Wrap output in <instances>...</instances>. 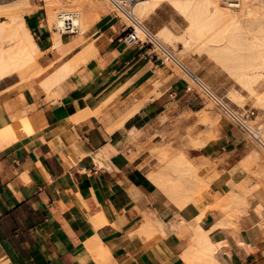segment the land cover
Returning a JSON list of instances; mask_svg holds the SVG:
<instances>
[{
  "label": "crops",
  "instance_id": "1",
  "mask_svg": "<svg viewBox=\"0 0 264 264\" xmlns=\"http://www.w3.org/2000/svg\"><path fill=\"white\" fill-rule=\"evenodd\" d=\"M41 1L26 17L43 71L29 80L15 73L0 81V264H203L192 231L168 225L160 235L153 226L156 237L148 240L142 229L148 215L169 223L177 214L191 220L204 208L200 224L218 245L219 262L264 264V223L253 213L264 200V174L241 167L255 148L245 132L221 116L201 146L178 140L173 118L204 109L187 80L149 47L122 41L128 22L100 5L92 7L86 29L61 34L56 44ZM71 59L80 61L48 87V77ZM82 100L97 112L81 114ZM33 111L41 112L38 128L3 131ZM184 121L178 127L184 125L185 134L194 125L199 134L210 131L196 115ZM150 137L153 147L168 146L169 156L182 150L195 162L209 183L200 199L178 208L143 161L130 159L135 142ZM239 180L260 188L242 227L221 224Z\"/></svg>",
  "mask_w": 264,
  "mask_h": 264
},
{
  "label": "bare ground",
  "instance_id": "2",
  "mask_svg": "<svg viewBox=\"0 0 264 264\" xmlns=\"http://www.w3.org/2000/svg\"><path fill=\"white\" fill-rule=\"evenodd\" d=\"M44 1L45 5L48 7L49 23H56L53 25L55 28L54 38L56 44H60L62 41L61 31L58 29L56 30V27H58L60 23L61 13L75 12L77 15H74L72 19L75 23L81 24L83 30L88 27L93 17V6H91L89 0ZM161 1L163 0H134V13L137 18L142 21L155 12ZM170 1L177 10L190 19L188 30L186 34L177 35L169 27L163 26L158 31V36L165 42L174 44L180 42L183 45V48L179 50L180 52H187L193 48H205L210 51L213 56L217 57L218 60L256 96V104L260 107H264V91L259 90L255 86V83L260 81L264 83V0H239L238 3H230L229 0ZM71 5L77 6V8H75V10L66 9V7ZM32 7L31 0L0 1V17H6L7 15V18H0V81L15 73L19 76L20 81H24L29 77L31 78L35 73L39 74L44 69L38 61L40 46L27 23L26 15L32 12ZM79 61L80 60L71 59L64 63L55 73L48 77L46 82L47 86L52 87V85L63 80L78 65ZM157 79L155 80L157 81ZM229 94L234 100L236 99L239 101L240 95L235 91L232 90ZM81 103V114L83 111L87 114L88 107L86 103L84 100H82ZM110 103L112 102L110 101ZM95 110L91 109L88 113L92 112L93 114ZM96 112L97 110L95 113ZM40 114V111H33L24 117L20 116L17 118V116V119L15 118V123L9 125V127L3 129V131L17 132L21 129L31 128V126L32 128L34 127V129L35 127L38 128L37 125L39 124ZM201 118L210 131L201 132V134H197L198 137L196 136V138L192 137V140L198 141L199 144L208 141L210 138L209 134L212 133V127L217 120L216 115L210 110H205ZM103 119L105 121V118ZM247 123L253 131H257V127L255 126L257 124L256 118L249 119ZM205 130L206 128L203 131ZM262 131V133L256 134L261 136L264 142V130ZM257 145L258 146L251 150L248 156L244 159L242 158L241 167L243 165L245 169H251V167L253 168V166H256L252 172L257 173V175H262V173L264 174V148L261 146L262 150L259 147L260 145ZM161 151L162 155H160L161 157L157 160L156 167H154L148 175L164 193L163 197H171L178 208H182L200 199V195L204 192V188H206L209 183L207 182L208 180L200 175L198 166L195 165V162L182 150L173 156H169L170 150L168 147H163ZM252 172L250 175H252ZM214 173L211 178H215L216 175L214 176ZM262 176L264 177V175ZM249 177L250 176H248V179L250 180ZM263 177H261L262 180ZM244 181L238 182V188L235 186L236 190H231L230 195L227 197V203L224 208L226 217L220 221L221 224L239 227L245 220L244 215L250 210L251 201L255 199V191L260 187L249 186L248 180L246 185H242L245 184L241 183ZM249 184H251V182H249ZM137 192L139 191L137 190ZM217 197L218 196H216V198ZM225 198H223V200ZM224 202L226 201L224 200ZM213 203H216V201ZM213 205L215 206V204L211 205L212 208L214 207ZM218 205L220 206V204ZM218 205L216 204V206ZM207 211L208 209H202V211L191 220L182 218L183 216L180 217V215L177 214L175 218H171L169 223H165L163 220L158 219L154 221L152 217L148 215L142 233L148 237V240H152L156 237V233H153V226H155V228L159 227L160 235L165 232V228L168 225L180 230L187 229L192 231L194 240L193 245L199 246L198 249L194 251L198 254L199 261L203 264H222L214 256V252L218 245L211 242L207 235L208 230L206 229L207 231H205L200 224V221L206 215ZM253 213L258 216V219L261 221L260 223H264V200L255 207ZM209 228L211 229V227Z\"/></svg>",
  "mask_w": 264,
  "mask_h": 264
},
{
  "label": "rangeland",
  "instance_id": "3",
  "mask_svg": "<svg viewBox=\"0 0 264 264\" xmlns=\"http://www.w3.org/2000/svg\"><path fill=\"white\" fill-rule=\"evenodd\" d=\"M0 1H5V0H0ZM31 1H32L33 6H34V2L36 0H31ZM37 1H39V0H37ZM41 2L43 4H45L44 0H42ZM89 3L91 4V6L100 5V7L104 8V9H110L112 11H115L124 20L129 22L127 17L123 13H121L115 7V5H113L111 3V1H109V0H89ZM45 7L48 10L47 5H45ZM75 8H77V6L71 5V6L66 7V9H68V10H75ZM31 9H33V7ZM0 18H2V19L7 18V15H6V17L2 16ZM142 22H144L146 25H148L156 33H158L160 28H162L163 26H167L175 34L183 35V34H186V32L188 30V26L190 24V19L187 18V16H184V14L181 13L179 10H177L170 0H163L160 2L159 6L155 10V12H153L151 15L144 18L142 20ZM55 24L56 23H54V24L50 23L52 29H54V30H55V28L53 27V25H55ZM80 29L83 30L81 24H80ZM56 30H57V27H56ZM166 43L168 45H170L177 52L179 57L193 71H195L197 74H199L208 84H210L219 93L224 95L230 101V103L233 106H235L236 108H238L240 110H245L246 108H253L255 110V114L253 116L249 117L248 121H249V119L251 120L253 118H256V122L258 125L256 124L255 126L256 127L260 126V127H262V130H264V109H262L264 107H260L258 104H256L257 103L256 102L257 101L256 96L254 94H252L249 91V89L243 83H241V81H239L234 76V74L231 73L229 71V69L226 66H224L218 60L217 57L213 56L210 53V51H208L205 48H203V49L193 48V49L188 50L187 52H180L179 50L181 48H183V45L180 42H177L176 44L169 43V42H166ZM167 65L169 68L174 69L177 76H185L186 78H188L191 81V87L197 91V93L199 94L200 97H202L203 106H204V109L200 112H196V111L190 112V113H186L185 117L173 118V123L176 125V131H175L174 135H176V138L178 140H182V142H184V141L188 142L189 141L190 143H188L187 145L201 146L202 143L199 144L198 141H194L191 139L192 135L195 137L197 133L198 134L200 133V131H198L199 129L196 127V125L186 128V134H185L184 125H182L183 127H180V128L178 126H180L181 124H184V122H185L184 119L187 120V119H189L195 115L198 116L200 121L204 122L202 120L201 116L205 110H210L212 113H214L216 115L217 119H219L221 116H225V115L214 104V102L211 99H209L208 97L203 95L201 92H199L197 85L189 77H187L184 73H182V71L177 66L173 65L170 61H167ZM34 75H36V73L33 74L32 76H34ZM255 86L259 90L264 91V83L262 81L255 83ZM232 90L240 95V98L238 99L239 101H237L236 99L234 100L230 96L229 92ZM244 134L246 135V132ZM247 135H249V134L247 133ZM209 136L211 138L212 133L209 134ZM247 137H249L248 139L254 143L255 147L258 146L257 144H259V143L254 137H252L250 135ZM155 140H156L155 137H150V138H148V140H146L144 142L136 141L135 146L137 147L138 150H137V152L132 151V154L129 156L130 159H136L139 157L140 160L143 161L142 166H144V168H146V170L148 169L147 174L150 171H152L154 169V167H156L157 162H155V161H157L161 157L160 155H162L161 150H163V147H168V146H160V145H158V143H155V144H157V146L153 147ZM261 146L262 145H260L259 147L261 148ZM262 148H264V147L262 146ZM131 150H132V148H131ZM169 150H170V148H169ZM198 171H199V168H198ZM252 174H253V176L256 174L255 177H258L261 175V174L257 175V173H255V172H252Z\"/></svg>",
  "mask_w": 264,
  "mask_h": 264
},
{
  "label": "built area",
  "instance_id": "4",
  "mask_svg": "<svg viewBox=\"0 0 264 264\" xmlns=\"http://www.w3.org/2000/svg\"><path fill=\"white\" fill-rule=\"evenodd\" d=\"M115 7L123 13L129 20L128 32L121 38L122 41L128 44H137L142 47H149L152 49L153 54L159 57L164 62L170 61L173 65L177 66L182 73L189 77L198 87L199 92L211 99L214 104L228 117L234 124L249 135L253 136L260 145L264 147V142L261 136L256 133H262V127H257V131H253L248 126V118L255 114L253 108H246L240 110L233 106L230 101L210 84H208L199 74L193 71L177 54V52L163 41L158 34L152 30L148 25L139 20L134 13L133 2L134 0H109ZM230 3H238L239 0H229ZM77 14L75 12H63L60 14V23L57 27L62 34H73L79 31L80 25L75 23L72 19ZM187 80L188 86L191 81ZM251 133V134H250ZM254 134V135H253Z\"/></svg>",
  "mask_w": 264,
  "mask_h": 264
}]
</instances>
